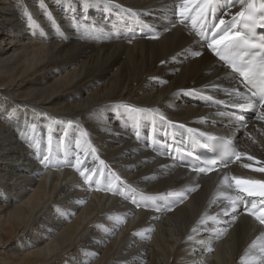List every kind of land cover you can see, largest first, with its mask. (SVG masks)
<instances>
[{
  "label": "bare ground",
  "instance_id": "1",
  "mask_svg": "<svg viewBox=\"0 0 264 264\" xmlns=\"http://www.w3.org/2000/svg\"><path fill=\"white\" fill-rule=\"evenodd\" d=\"M256 1L0 0V264H264L247 257L264 244V197L235 183L264 180V108L245 109L202 28ZM114 3L135 16L109 43L81 41L74 25H105ZM48 128L55 155L60 132L73 144L51 170L34 158ZM210 139L240 155L195 174L183 159Z\"/></svg>",
  "mask_w": 264,
  "mask_h": 264
},
{
  "label": "snow or ice",
  "instance_id": "2",
  "mask_svg": "<svg viewBox=\"0 0 264 264\" xmlns=\"http://www.w3.org/2000/svg\"><path fill=\"white\" fill-rule=\"evenodd\" d=\"M229 4H233V0H228ZM242 9L244 8L245 0H239ZM234 6V5H233ZM203 9H201V13H203ZM257 12H259V16H257ZM237 17H239L243 21V27L247 30L245 34H241L239 28L236 27ZM220 25H224V28H221L220 32L215 33L213 36L212 42L208 44V48L211 49L213 54L217 56H221L222 52H232L235 49L239 48L241 45L250 46L251 48H259L264 50V37L261 38L259 43H253L252 41L256 38L255 29L264 28V0H261L259 7L257 8L255 3H248L245 10H241L237 16H234L232 21L225 23V20H220ZM219 27V25H216ZM235 28V34H233L232 29ZM218 37V38H217ZM224 45V48H220L219 46ZM200 55V53H196ZM223 58V57H221ZM236 71V69H233ZM241 75L247 76V73H241ZM245 87L248 86L250 81H244ZM190 92H195V89L189 90ZM256 93L253 92V96ZM260 107L264 108V96H262L258 101ZM239 156V154H237ZM50 157L48 155H44L41 159V163L48 161ZM248 159H252V157H248ZM203 171V169H201ZM254 171L264 172V167L256 168ZM235 183L237 185H246L241 189V191H245L249 196H261L264 197V180H236ZM264 203V201H261ZM247 207V204H246ZM252 207H256V201H252ZM251 214V213H249ZM256 219L259 221L261 225H264V212L261 215L257 216Z\"/></svg>",
  "mask_w": 264,
  "mask_h": 264
},
{
  "label": "rangeland",
  "instance_id": "3",
  "mask_svg": "<svg viewBox=\"0 0 264 264\" xmlns=\"http://www.w3.org/2000/svg\"><path fill=\"white\" fill-rule=\"evenodd\" d=\"M189 1V0H187ZM115 5V8H116V12L111 14L110 16H108V18L106 19H103L104 22H105V25L107 24V28H109V31H106L105 30V25L103 24V22H101L102 24H95L93 22H90L88 23V26H87V29L84 30L83 27H78L77 24L74 25V29L76 31V33H78L79 35H81V38L80 40L83 41V40H88L90 42H94V43H109L111 42L109 40V36H112V37H117V32L115 33V35H111L112 33L110 32V29L112 27L113 24H115L116 21H121V22H126L127 19H129L131 16H135L134 12H133V8L132 7H127V6H124L122 3H114ZM52 29L55 31L56 34H58V36L61 38V39H66L65 36L63 34L60 33V31H58L57 27L55 25H52ZM58 37V38H59ZM122 38H125V37H122ZM197 44V42L195 41V45ZM5 96V95H4ZM138 110L140 112H143V108L139 107ZM151 112L154 113V116H155V119L154 120H147L146 122H150L152 123V128L154 129V132H159L158 130H160L161 127L157 126L159 125L157 121V118H161L160 114L158 111H156V109H153L151 110ZM145 122V123H146ZM140 129H147L149 128L148 125L144 124L142 127H139ZM53 131V130H52ZM52 131L50 132L49 128L47 130V134H49L51 136V133ZM131 131V130H130ZM133 132V131H131ZM58 137H62L64 141V146H63V152H62V156L59 154V155H55V150H54V146H57L59 143L57 141L54 140V138L51 136V149H50V153H49V157L50 159L48 160V162H51L53 163V159L54 158H65V157H68L71 155V151H72V148H73V144L72 143H67V134L66 132H60L58 134ZM41 145H43V142L44 141H41ZM145 145V143H142ZM25 146H30L29 143H25L24 144ZM90 146V145H89ZM91 147V146H90ZM92 148V147H91ZM31 152L34 153V149L33 148H30ZM97 154H101V153H98ZM250 156V155H248ZM36 160L39 161V165L43 166L44 169L46 167H48V165H46L45 163L42 164L40 161L41 159L40 158V155H35L34 157ZM46 170H51V168H46ZM83 184V182H82ZM96 184V181L94 184L90 185V186H85V188H89V189H93L95 192L97 190V187L95 186ZM264 244H258L256 247H255V251L248 254L247 257L250 258V260H264ZM3 254L2 251L0 250V255ZM188 256H184V257H177L176 259L180 260V261H183L187 258ZM3 258H7V257H0V261L3 259ZM192 259L194 261H197V258L195 257H192Z\"/></svg>",
  "mask_w": 264,
  "mask_h": 264
}]
</instances>
